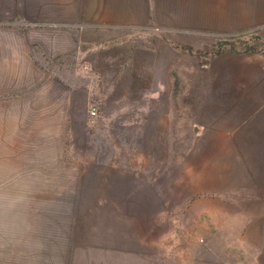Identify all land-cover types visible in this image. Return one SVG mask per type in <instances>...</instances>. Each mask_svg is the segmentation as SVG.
Masks as SVG:
<instances>
[{
    "label": "rangeland",
    "instance_id": "rangeland-1",
    "mask_svg": "<svg viewBox=\"0 0 264 264\" xmlns=\"http://www.w3.org/2000/svg\"><path fill=\"white\" fill-rule=\"evenodd\" d=\"M87 38L61 66L90 82L87 132L64 154L0 145V264H264V25ZM59 168L86 175L67 257L70 193L37 172Z\"/></svg>",
    "mask_w": 264,
    "mask_h": 264
},
{
    "label": "crops",
    "instance_id": "crops-1",
    "mask_svg": "<svg viewBox=\"0 0 264 264\" xmlns=\"http://www.w3.org/2000/svg\"><path fill=\"white\" fill-rule=\"evenodd\" d=\"M152 21L214 31L258 27L264 25V0H0V145L39 155L54 146L64 154L71 132H87L92 105L89 80L67 72L62 62L81 52L91 31ZM262 109L256 117L259 155H264ZM37 172L68 190L62 203L71 201L72 210L78 206L86 177L80 168ZM72 212L64 220L66 257L75 238Z\"/></svg>",
    "mask_w": 264,
    "mask_h": 264
},
{
    "label": "built area",
    "instance_id": "built-area-1",
    "mask_svg": "<svg viewBox=\"0 0 264 264\" xmlns=\"http://www.w3.org/2000/svg\"><path fill=\"white\" fill-rule=\"evenodd\" d=\"M89 113H90L91 116H94V115L97 114V108H96L95 105H92V106L90 107Z\"/></svg>",
    "mask_w": 264,
    "mask_h": 264
}]
</instances>
